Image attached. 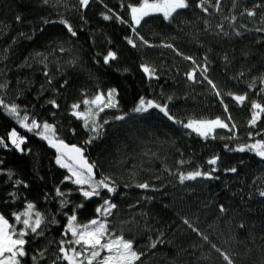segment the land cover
<instances>
[{
    "label": "trees",
    "instance_id": "obj_1",
    "mask_svg": "<svg viewBox=\"0 0 264 264\" xmlns=\"http://www.w3.org/2000/svg\"><path fill=\"white\" fill-rule=\"evenodd\" d=\"M136 2L91 0L81 11L77 0H52L49 5L42 0H0V98L16 104L21 115L27 112L30 118L54 124L66 143L86 149L85 156L98 166V179L109 176L115 181L117 191L110 198L117 208L109 217L110 228L134 239V246L146 253L142 264H227L213 244L234 264H264V197L259 195L264 190V162L253 152L230 150L264 138L250 139L248 135L264 130V120L255 128L248 124L251 102L264 103V0H220L219 9L216 0H208L207 13L196 7L199 0H189L190 7L170 21L157 15L142 22L139 32L154 45L151 48H132L125 40L131 34L128 25L114 18L106 21L101 15L112 9L130 20L127 4ZM249 10L256 15L248 16ZM45 19L52 23L45 24ZM61 19L72 24L76 37L58 23ZM163 44H172L198 64L207 63V75L228 105L235 133L217 129L214 139H204L158 109L132 111L143 96L167 102L170 114L179 121L227 119L220 99L206 82L187 80L185 73L192 63ZM109 50L116 52L117 59L106 65L103 57ZM145 62L155 67L159 79H146L140 70ZM109 88L118 90L119 107L100 113L97 120L103 125L102 135L85 145L92 134L71 115V105ZM228 93H247L248 99L238 105ZM52 100L58 108L49 103ZM83 107L81 104V110ZM118 115L125 119L116 120ZM12 128L26 137L22 147L31 151L0 147V212L12 221L13 212H22L32 202L45 213L44 235L26 237L29 255L22 264H34L33 255H37L36 264H52L58 242L64 238L63 213L71 214L74 205L83 203L77 216L85 223L103 201L99 197L85 201L75 185L61 183L67 172L55 163L52 148L35 133L21 129L0 108V136ZM214 156L219 157L217 164H207ZM212 167L217 169L212 179L179 182L181 171ZM233 167L235 173L227 171ZM17 180L27 187L16 184ZM144 182L149 189L136 187ZM57 186L65 192L72 190L68 207L59 211ZM10 193H16L15 198ZM102 195L109 198V194ZM53 217L58 225L48 223ZM150 238L163 243L151 249ZM45 249L41 259L38 252Z\"/></svg>",
    "mask_w": 264,
    "mask_h": 264
},
{
    "label": "snow or ice",
    "instance_id": "obj_2",
    "mask_svg": "<svg viewBox=\"0 0 264 264\" xmlns=\"http://www.w3.org/2000/svg\"><path fill=\"white\" fill-rule=\"evenodd\" d=\"M52 0H42L43 5H49ZM59 2V0H56ZM80 10L87 9L91 3V0H77ZM208 0H199L196 7L200 8L203 12L207 13L208 8L205 6ZM220 0H216V7L219 9ZM107 8V6L105 5ZM120 7H125L124 3H121ZM190 7L189 0H137L136 3L127 4L128 16L130 20L125 19L120 14L113 12L112 9H108L107 12H102L101 15L104 20H112L113 18L120 24H127L130 28L131 34L125 37L128 45L132 48L139 46L154 47L147 39L144 38L139 32V28L142 22H145L147 18L152 16H162L164 21H170L181 10ZM248 16H255V11H247ZM84 20V17L81 16ZM235 19L234 17L232 18ZM17 21L21 20L20 16L16 17ZM44 23H52V21L44 20ZM58 23L62 24L67 32L76 37L77 32L74 30L72 24L65 19H61ZM222 28V25L220 26ZM261 31V29H257ZM163 47L173 49L177 55L183 57L192 63L193 67L185 73L188 81L192 83L206 82L214 93V95L220 99L221 105H223L224 112L227 115V119H222L217 116L213 119H189L187 122L176 120L170 114L168 103L163 104L156 102L152 99H146L141 96L138 103L133 108L135 113H145L150 109H158L165 117L174 123L180 124L184 129L190 130L192 133L204 138H215V132L217 129H227L229 132L235 133L236 125L232 123V117L229 113L228 105L224 102L222 94L217 85L207 75L208 66L207 63L201 65L192 56H184L178 49H175L172 44H163ZM64 51V49H60ZM39 55V54H37ZM117 59V54L114 51L109 50L103 57L104 64H109L111 61ZM206 60V58H205ZM140 70L145 75L146 79H159L156 75V69L149 63H141ZM125 71H127L125 69ZM202 77V80L198 78ZM47 75V73H45ZM67 81L61 85L64 87ZM261 84L264 85V77L261 78ZM3 87V85H0ZM252 87V85H249ZM261 93L264 94V88H261ZM119 93L116 88H109L107 91H97L91 98L85 96L81 102L71 105V115L83 122V127L86 131L91 133L84 144H91L93 140L102 135L103 125L97 120L101 112L106 109H115L119 107V101L117 99ZM228 96L232 98L238 105H243L247 99V93L234 94L228 93ZM168 101L172 100V97H167ZM49 103L58 108L59 105L55 100L49 101ZM81 104L84 106L81 110ZM0 108L6 111L10 116L14 117L16 123L21 129H25L27 132L35 133L40 139L47 142L48 146L55 149V163L61 168L65 169L67 175L64 176L61 183L70 182L76 186V191L83 197L85 201L99 197L102 199V203L95 208L96 215L85 223L79 221L77 216V210L82 209L84 204L74 205L71 214L64 212L63 215L66 218V224L63 225V232L61 235L64 237L61 239L58 247V254L52 261V264H142V257L146 255L145 252L140 251L134 246L133 238H126L123 232L116 234L110 228L109 217L113 215V211L117 208V205L112 202L110 195L115 194L117 186L114 180L109 176H101L97 178V164L94 161H90L85 156L86 149L76 144H68L64 139L60 138L57 134V128L54 124L47 121H38L25 112L21 115L18 106L14 103H5L3 98H0ZM250 119L248 121L249 127L255 128L258 126L261 120H264V103L252 101L250 108ZM116 120L125 119V115H118ZM104 123H108L107 120ZM74 131V130H73ZM249 138L253 139L255 136H264V130L260 132H250ZM232 138V137H230ZM26 144V137L21 135L16 128H12L7 131L5 136H0V147L5 149L11 145L15 150L24 153L25 151H31L22 147ZM227 147V145H226ZM238 152H253L256 156L264 160V138L254 139L253 143L241 144L235 149H230ZM219 160L218 156H214L207 161V164L215 166ZM0 163H3L0 161ZM181 164L185 161H180ZM217 169L212 167L210 170L204 171L196 169L188 172H179L178 179L181 184L186 181H193L197 178L212 179L213 173ZM227 171L236 172V168L233 167ZM9 179L12 177V173H8ZM16 184L23 185V181L17 180ZM127 187V185H126ZM136 187L140 189H149L150 185L147 182L139 183ZM72 190L68 192L62 191L59 186L55 188V197L58 198L59 210L68 207L69 200L67 196ZM103 193L109 194V198H105ZM10 197L15 198L16 193H10ZM261 197H264V190L259 192ZM45 199H48L47 194ZM226 209L223 205L220 206V211L224 212ZM12 221L3 213L0 212V264H22L23 258L28 256L29 253L25 249V245L28 243L26 237L30 234L37 236L44 235L46 226V214L37 210L36 205L32 202H27L22 212H13L11 214ZM14 221V222H13ZM193 231L198 229L194 228L190 222L185 219L183 221ZM48 223L58 225L60 222L53 217ZM19 226V227H18ZM243 227V225H241ZM199 234V232H198ZM162 236L163 233L161 232ZM70 237V238H68ZM205 241L208 240L207 236H203ZM163 243L159 238L151 240L148 245L149 248L155 249L157 244ZM212 248L220 254L227 264H234L233 259L226 253L221 252L215 244ZM39 251L38 256L44 258V252ZM34 264L37 262V255L31 257Z\"/></svg>",
    "mask_w": 264,
    "mask_h": 264
},
{
    "label": "water",
    "instance_id": "obj_3",
    "mask_svg": "<svg viewBox=\"0 0 264 264\" xmlns=\"http://www.w3.org/2000/svg\"><path fill=\"white\" fill-rule=\"evenodd\" d=\"M52 151H53L52 153H54V154H55V156H56L55 149H53V148H52ZM262 161L264 162V160H262Z\"/></svg>",
    "mask_w": 264,
    "mask_h": 264
}]
</instances>
